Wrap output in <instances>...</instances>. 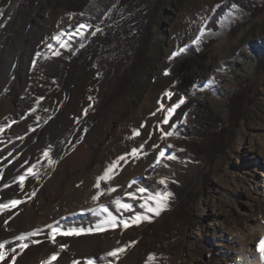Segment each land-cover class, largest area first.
<instances>
[{
  "label": "rangeland",
  "instance_id": "obj_1",
  "mask_svg": "<svg viewBox=\"0 0 264 264\" xmlns=\"http://www.w3.org/2000/svg\"><path fill=\"white\" fill-rule=\"evenodd\" d=\"M10 1L0 0V11ZM74 1L39 0L31 14L33 30L26 32L20 43L21 61L16 68L18 77L14 79L12 91V95H17L16 89L22 85L27 53L42 30L44 13L52 18L60 12L71 17L68 23L74 28L80 27L82 33L67 50L57 72L46 75L43 61L37 63L30 90L33 100L27 110L31 120L36 122L57 106L56 117L50 120L49 126L60 122L72 130L69 133L71 141L64 145L66 158L75 132L72 127L75 112L82 114L81 121L89 123L79 142L90 149L102 137L103 128L134 109L146 93L159 104L162 95H171L163 108L164 113L177 105L182 97L170 88L174 77L169 67L174 56L186 46L194 47L200 54L190 70L198 80L195 89L198 95L194 98L207 102L224 121L229 117L228 94L240 84L248 89L245 116L234 126L233 138L228 140L226 149L212 162L191 155L186 146L180 145L184 113L179 111L182 103L175 107L170 119L174 136L167 141V146L185 151L197 169L171 160L172 168L158 177L159 182L164 181L160 182V191L169 194L173 203L162 207L159 215H146L150 220H157L152 230L143 228L144 222L149 221L143 219L138 224L132 222L134 219L124 221L129 226L125 227L123 222L119 232L115 231L116 226L111 228L112 238L128 245L118 264H134L139 259L151 260L153 264H227L240 249V236L244 235L247 241L253 239L251 228L259 217L264 219V61L261 62L264 57V0H254L263 5V10L253 18H248L237 7L226 10L218 19L216 29L207 25L208 19L215 7L226 0H151L137 23H120L109 37V29L118 23L120 14L125 13L131 3L117 0L97 24L73 12ZM64 23L62 16L55 20L56 27ZM236 23L243 25L230 32ZM91 24L94 30L87 36ZM45 29L53 32L55 28L47 22ZM146 30L147 40L140 44ZM64 34L53 35L56 45L63 42ZM94 35L98 43L84 55L80 76L69 84L74 58ZM209 40H213L212 44L205 47ZM138 53L143 54L141 65L131 71L133 76L123 84L121 77L130 72L134 61L137 63ZM78 163L79 159L72 157L63 162L61 169L56 165L46 179L58 169L60 174L67 176ZM179 171L187 175L180 178ZM168 182L189 186L193 192L186 216L182 218L177 213L179 204L168 191ZM45 187L51 189L48 184ZM27 205L17 204L11 212ZM168 209L173 212L158 220L161 212ZM168 231L170 235L167 236Z\"/></svg>",
  "mask_w": 264,
  "mask_h": 264
},
{
  "label": "bare ground",
  "instance_id": "obj_2",
  "mask_svg": "<svg viewBox=\"0 0 264 264\" xmlns=\"http://www.w3.org/2000/svg\"><path fill=\"white\" fill-rule=\"evenodd\" d=\"M127 1L131 6L120 14L118 23L109 29L108 37L120 23H137L151 0ZM38 3L39 0H11L0 11V205H7L0 208V244L4 245L0 249L4 254L0 264H118L128 245L112 238L111 228L116 226L115 231L119 232L124 221L154 213L147 209L158 206L157 194H165L159 189L158 177L172 168L171 160L188 164L192 170L197 169V165L186 157L185 151L167 146V141L174 136L170 119L175 113V107H170L173 108L171 114L168 110L163 112L171 96L167 93L162 95L161 104L146 93L134 109L105 126L102 137L90 149L79 142L89 123L81 121L82 114L75 112L72 123L75 132L70 147H66L70 152L66 158L64 145L70 140L72 130L60 122L49 126L50 120L56 117L57 106L36 122L31 120L27 110L33 100L30 90L37 63L43 61L46 75L57 72L67 50L82 33L80 27L77 29L68 23L71 17L60 12L57 17L62 16L65 23L56 27L57 17L44 13L42 30L27 53L22 85L16 89L17 95H12L13 82L18 77L16 68L21 61L20 43L25 33L33 30L31 14ZM47 22L55 28L53 32L45 29ZM35 23L38 25L39 21ZM62 32H65L63 42L56 45L53 35ZM97 43V35H94L76 55L69 84L80 76L84 55ZM165 116L169 117L167 124L163 123ZM166 132L172 135H165ZM133 149H136L135 154ZM162 151L164 156H160ZM72 157L78 158L79 163L63 176L59 169ZM120 157L124 160H119ZM117 161V166L109 173L112 179L100 181L97 188V179ZM56 165L59 169L46 179ZM30 169L34 174H29ZM186 175V172H178L180 178ZM47 184L50 190L46 189ZM140 187L143 192L138 191ZM31 196L35 200L30 199ZM10 201L18 202L15 206L23 202L29 205L12 213L15 206ZM172 203L173 198L168 195L165 204ZM121 204L131 207L125 209ZM251 229L253 239L247 241L241 235L240 249L227 264H264L261 250L264 245L260 243L264 238V219L259 217ZM69 231L79 235L62 234ZM117 248L125 251L117 256L108 255ZM54 255L56 259L50 260ZM134 264L153 263L139 259Z\"/></svg>",
  "mask_w": 264,
  "mask_h": 264
},
{
  "label": "trees",
  "instance_id": "obj_3",
  "mask_svg": "<svg viewBox=\"0 0 264 264\" xmlns=\"http://www.w3.org/2000/svg\"><path fill=\"white\" fill-rule=\"evenodd\" d=\"M117 0H75L72 4L73 12L81 13L89 20H95L99 24L105 17L106 13L111 9ZM263 5L254 0H226L218 4L212 11L207 25L216 29L218 19L225 13L226 10L237 7L241 9L248 18H253L259 15L263 10ZM243 24H234L231 30L235 31ZM94 30V25H89L87 36ZM143 35L140 44L146 42L147 33ZM213 40H209L205 47L211 45ZM144 45V44H143ZM145 46V45H144ZM142 47V49L144 48ZM141 52V51H140ZM143 54L137 55V63L130 66V74H123L122 81L129 80L133 76L132 70L137 69L141 65ZM200 54L192 46H186L183 51H179L174 56L169 67L171 76L174 77V83L170 87L172 91L178 93L184 100L179 107V111L184 113V125L180 131V145L187 147L189 153L193 156H200L203 161L212 162L215 157L226 149L228 140L233 138L234 126L244 118V101L248 99V89L240 84L235 87L227 96L228 120L224 121L220 116L216 115L210 105L200 99L194 98L196 95L197 79L190 74L191 67L198 60ZM140 58V59H139ZM264 61V57L261 62ZM260 62V63H261ZM126 82V81H125ZM125 82L123 84H125ZM122 83V82H121ZM168 191L174 196L177 201V213L180 218L186 216V208L191 199L193 192L189 186L178 185L174 182H168ZM173 210H163L158 220L167 214H171ZM157 220H149L144 222V229L152 230ZM170 235L169 231L167 236Z\"/></svg>",
  "mask_w": 264,
  "mask_h": 264
},
{
  "label": "snow or ice",
  "instance_id": "obj_4",
  "mask_svg": "<svg viewBox=\"0 0 264 264\" xmlns=\"http://www.w3.org/2000/svg\"><path fill=\"white\" fill-rule=\"evenodd\" d=\"M197 39H199V37H197ZM181 51H183V49H181ZM173 55H175V53H173ZM166 95H170V94H166ZM183 98H181V100L178 102L179 103H183ZM177 105H174V107H177ZM173 108H169L168 109V113L171 114L172 111H173ZM168 116H165L164 120H163V123L167 124L168 123ZM174 127V126H173ZM165 135H172L171 132H166ZM136 153V149H133V154ZM45 155H47V153H45ZM160 156H164V152L162 151L160 153ZM119 160H124V157H120ZM119 161L115 162L114 164L110 165L109 168L105 171L104 175L99 177L97 179V183H96V187L99 188L100 187V181H106V180H109V179H112V176L109 175V173H111L113 171V169L117 166ZM29 174H34L32 173L31 169L29 170ZM23 180L24 178L21 177L20 178V185L21 187H23ZM161 183H164L163 180L160 181ZM109 191H114V189H109ZM141 192L144 191V189H140ZM131 195V193H130ZM169 194L165 193V194H157V199H158V206L155 207V208H152V207H149L147 210L149 212H154L156 215H159L160 211L162 210V207L166 206L165 204V201L167 200V197H168ZM93 199H96V197H93ZM12 206H15L16 203L18 202H13V201H10L9 202ZM4 207H7V205H0V208H4ZM120 207L122 208H125V209H129L131 207V205L129 204H121ZM141 219L143 220H150L151 218L149 216H143V217H140L139 215L137 217L134 218V220L132 221L133 223H140L141 222ZM124 226L125 227H128L129 224L127 222H124ZM98 231H103V229H97ZM58 234H61V233H58ZM62 234H66V235H71V234H76V235H79V233H74L73 231H69L68 233H62ZM19 239H23V237H20ZM53 242H55V239L53 238ZM261 245H264V238L261 239ZM4 247L3 244H0V249H2ZM23 247H27V245H24ZM64 246H62L63 248ZM262 252H264V247H262ZM125 249L124 248H117V249H114L112 252L108 253V255H111V256H117L118 253H122L124 252ZM4 258V254L3 252H0V259H3ZM56 259V256L54 255L53 257L50 258V260H55ZM149 259H151V257H149ZM89 264H91V262H89Z\"/></svg>",
  "mask_w": 264,
  "mask_h": 264
}]
</instances>
